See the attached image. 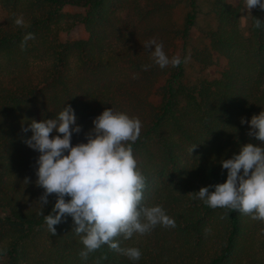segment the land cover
Masks as SVG:
<instances>
[{
    "label": "trees",
    "instance_id": "trees-1",
    "mask_svg": "<svg viewBox=\"0 0 264 264\" xmlns=\"http://www.w3.org/2000/svg\"><path fill=\"white\" fill-rule=\"evenodd\" d=\"M172 7L171 0H0V264H264V221L209 207L193 193L223 182L220 161L257 142L240 120L264 110V26L253 27L264 11L251 9L245 37L240 4L213 0L217 27L192 58L217 76L187 86L174 45L185 47L195 0L181 27L171 22ZM18 16L24 25L14 23ZM28 32L34 39L21 49ZM149 40L181 63L157 66L144 48ZM63 103L81 126L72 144L84 142L104 108L141 121L132 144L145 177L141 203L160 205L175 226L114 238L120 248H139V260L107 245L83 259L71 217L54 225V234L45 225L55 194L40 209L38 153L23 143L31 133L22 129L54 117Z\"/></svg>",
    "mask_w": 264,
    "mask_h": 264
},
{
    "label": "clouds",
    "instance_id": "clouds-1",
    "mask_svg": "<svg viewBox=\"0 0 264 264\" xmlns=\"http://www.w3.org/2000/svg\"><path fill=\"white\" fill-rule=\"evenodd\" d=\"M243 2L247 12L254 8L264 11V0ZM14 23L24 25L25 21L18 16ZM262 26L264 20L253 17V27ZM30 39H34V34L28 32L22 38L21 49ZM144 48L160 68L176 67L181 63L179 56L169 57L163 45L155 40H149ZM240 123H247V135L257 142L240 144L229 158L220 161L221 168L227 170L223 182L202 186L193 193L209 207L236 210L264 221V110L251 115L247 121L241 118ZM91 124L84 133V142L72 144V135L80 133L81 126L76 123L73 108L63 103L54 117L31 120L22 129L31 133L23 143L38 153L35 184L43 189L38 201L40 209L48 203L47 197L55 194L50 212L43 216L45 225L54 234V225L71 217L72 230L84 246L79 253L83 259L101 245H107L130 260H139V248H120L114 238L143 235L156 225L175 226L160 205L141 203L145 177L132 149L140 134L141 121L107 107L91 120ZM53 132L58 135L50 137ZM4 251L0 248V255Z\"/></svg>",
    "mask_w": 264,
    "mask_h": 264
},
{
    "label": "rangeland",
    "instance_id": "rangeland-1",
    "mask_svg": "<svg viewBox=\"0 0 264 264\" xmlns=\"http://www.w3.org/2000/svg\"><path fill=\"white\" fill-rule=\"evenodd\" d=\"M213 0H195V23L189 33V37L182 47V44L175 42L174 51L183 57V77L182 83L187 86L197 85L204 79L216 77L214 67H204L193 60L195 51H200L206 43V34L212 32L217 27V20L212 12ZM231 5L240 4L241 10L238 17V27L243 36H247L248 20L251 10L247 12L243 0H226ZM173 7L170 10L171 22L177 27H181L185 15L188 13V0H171ZM4 17V12L0 8V21Z\"/></svg>",
    "mask_w": 264,
    "mask_h": 264
}]
</instances>
